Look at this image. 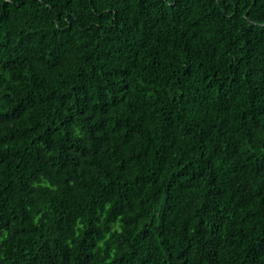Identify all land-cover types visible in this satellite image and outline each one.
<instances>
[{
	"label": "trees",
	"instance_id": "16d2710c",
	"mask_svg": "<svg viewBox=\"0 0 264 264\" xmlns=\"http://www.w3.org/2000/svg\"><path fill=\"white\" fill-rule=\"evenodd\" d=\"M0 264H264V0H0Z\"/></svg>",
	"mask_w": 264,
	"mask_h": 264
}]
</instances>
